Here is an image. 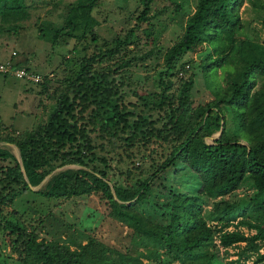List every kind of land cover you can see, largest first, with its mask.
I'll list each match as a JSON object with an SVG mask.
<instances>
[{
  "label": "trees",
  "instance_id": "16d2710c",
  "mask_svg": "<svg viewBox=\"0 0 264 264\" xmlns=\"http://www.w3.org/2000/svg\"><path fill=\"white\" fill-rule=\"evenodd\" d=\"M154 1L141 0L140 22L151 23ZM251 1L264 17V0ZM243 2L194 0L182 33L162 53L164 69L155 89L134 90L130 96L123 80L115 78L116 67H96L104 56L138 44L130 28L114 40V47L78 58L74 73L62 79L64 88L53 90L56 104L47 120L0 135L21 156L20 162L0 147V228L19 264H218L219 246L242 241L238 253H245L243 261L238 256L232 264H264V79L259 82L264 42L248 35L240 13ZM96 3L77 0L70 5L64 25L52 27L50 39L89 33L96 41L97 20L91 14ZM28 15L24 0H0L2 20ZM39 29L45 36V28ZM146 36L151 38L149 31ZM206 45L200 65L213 97L195 103V73L179 75L187 70H181V59ZM130 64V57L120 62ZM47 82L45 77L39 83L47 88ZM66 165L76 167L53 173ZM48 174L37 193L55 199L100 193L108 214L129 228L126 244L111 245L69 222L62 224L58 237L47 238L25 218L2 213ZM246 177L256 189L254 202L223 197ZM204 197H220L207 214ZM33 211L35 219L39 213ZM238 217L254 232L226 230Z\"/></svg>",
  "mask_w": 264,
  "mask_h": 264
},
{
  "label": "rangeland",
  "instance_id": "374dc122",
  "mask_svg": "<svg viewBox=\"0 0 264 264\" xmlns=\"http://www.w3.org/2000/svg\"><path fill=\"white\" fill-rule=\"evenodd\" d=\"M76 2L77 0H24L29 9L27 18L4 21L0 17V59L9 58L11 51L15 50L16 55L13 58L15 62L42 74H53L48 78V87L43 88L40 83L28 82L0 73L1 136L31 128L47 120L56 104V97L52 92L57 87L64 88L62 79L74 73L77 69L78 58L93 50L97 51L101 48L104 51L108 47H114V40L117 37H123L130 28L134 29L138 44L130 43L128 47L119 49L114 55L104 56L102 61L96 63V67L103 70L109 68L113 70L116 67L115 78L119 82L123 80V89L130 96L134 90L155 89L159 72L164 69L162 53L182 33L187 14L194 9V0H156L152 3L149 18L151 23L149 24L147 21L140 22L136 17L142 9L141 0H97L91 10V14L97 20L94 27L96 41L92 40L89 33H86L84 37L61 34L52 41L50 39L51 28L64 25L68 7ZM240 13L248 35L264 42L262 8L254 5L251 0H244ZM39 27L45 28L47 37L42 35ZM148 31L152 39H147L146 32ZM95 43L98 45L95 46ZM208 49L207 46L194 53L187 52L181 59V62H184L181 70L183 68L187 70L179 72V75L187 76L191 72L195 73L194 85L191 89L195 103H204L213 97L200 65V60L204 59ZM129 57L130 65H120L121 61ZM263 79L264 77H261L259 82L261 83ZM178 82L179 79L176 84ZM135 97L133 95V98ZM211 139L212 137H207V140ZM14 145L13 143L7 144L5 140L0 141V147H7L18 155V150ZM67 167L76 166H62L55 169L53 173ZM51 174L42 180V184ZM40 186L32 185L30 189L19 193L11 205L3 207L2 213L12 218L18 216L25 218L26 223L33 224L37 230H40V236L47 238L58 237L63 231L62 224L69 222L76 228L97 235L111 245L120 247L126 244L129 228L108 214V204L100 193L93 192L87 195L55 199L37 193L36 190ZM255 195L256 189L251 179L246 177L236 190L223 197L231 202L247 204V202H254ZM219 198L204 197L205 214L211 210ZM13 209L15 212H12ZM34 209H37L39 213V215L34 214L35 219L32 218ZM37 217L43 218V224L38 222ZM240 217L234 220L226 230H237L245 234L253 233L254 229L238 221ZM209 221L211 222L210 219ZM244 246V241L227 248L219 246L218 264H232V260L238 256L243 261L245 253L239 255L238 252ZM251 258H248L246 262H249ZM0 264H19L17 254L11 250L6 234L1 228Z\"/></svg>",
  "mask_w": 264,
  "mask_h": 264
},
{
  "label": "built area",
  "instance_id": "2783aa9c",
  "mask_svg": "<svg viewBox=\"0 0 264 264\" xmlns=\"http://www.w3.org/2000/svg\"><path fill=\"white\" fill-rule=\"evenodd\" d=\"M15 55L16 51L12 50L9 58L5 60L0 59V73L12 75L32 83H39L45 77L50 78L53 75L52 73L42 74L27 66L17 64L13 60Z\"/></svg>",
  "mask_w": 264,
  "mask_h": 264
},
{
  "label": "water",
  "instance_id": "95a60500",
  "mask_svg": "<svg viewBox=\"0 0 264 264\" xmlns=\"http://www.w3.org/2000/svg\"><path fill=\"white\" fill-rule=\"evenodd\" d=\"M220 131H221V130H219L218 132H216L215 135H212L211 137H216V136H218V135L220 134ZM6 143H7V144H11L10 142H7V141H6ZM14 146H15V147L17 148V150H18V155H16V156H17V158H18V159L20 160V162H21V156H20L19 149H18V147H17L16 145H14ZM22 169H23V167H22ZM42 182H43V181H41L38 185H39V186L42 185ZM30 186H32V185H30ZM112 192L114 193L113 190H112Z\"/></svg>",
  "mask_w": 264,
  "mask_h": 264
}]
</instances>
